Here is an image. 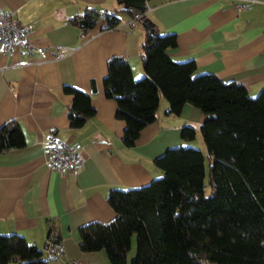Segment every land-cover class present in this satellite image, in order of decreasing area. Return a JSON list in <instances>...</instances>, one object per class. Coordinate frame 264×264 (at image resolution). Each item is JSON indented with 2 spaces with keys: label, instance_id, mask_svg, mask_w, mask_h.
<instances>
[{
  "label": "crops",
  "instance_id": "1",
  "mask_svg": "<svg viewBox=\"0 0 264 264\" xmlns=\"http://www.w3.org/2000/svg\"><path fill=\"white\" fill-rule=\"evenodd\" d=\"M236 3L148 0L147 17L159 35H177L176 45L166 51L170 59H192L195 75L214 73L257 96L264 87V0L240 12ZM89 9L116 12L119 1L0 0L1 12L34 28L23 47L11 54L0 47V127L17 121L26 141L23 148L0 156V235L22 236L47 257V238L55 233L63 253L46 264H111L104 252L80 250L78 230L93 221H113L116 213L107 194L116 188H141L163 176L154 159L169 148L192 146L204 119L203 111L190 104L169 116L168 100L161 96L156 119L141 130L134 147L125 148L126 124L115 118L117 101L105 96L103 79L113 56L129 62L134 79L145 76L143 25L122 14L121 27L103 31L100 19L83 35L80 21ZM38 46L46 50V59L31 50ZM61 47L68 53L54 60ZM92 83L97 88L90 99L96 115L83 128L72 129L73 96L63 87L90 93ZM188 125L194 126L196 137L184 141L181 132ZM52 135L82 152L85 166L78 175L48 170L44 145Z\"/></svg>",
  "mask_w": 264,
  "mask_h": 264
},
{
  "label": "trees",
  "instance_id": "2",
  "mask_svg": "<svg viewBox=\"0 0 264 264\" xmlns=\"http://www.w3.org/2000/svg\"><path fill=\"white\" fill-rule=\"evenodd\" d=\"M118 1L116 12L87 10L80 30L85 35L100 19L103 31L119 28L122 14L143 25L145 76L134 79L129 62L113 56L103 79L105 96L117 101L115 118L126 124L122 144L134 147L141 130L156 119L161 96L168 100L169 116L182 113L187 104L201 109L199 131L210 160L211 196L204 194L203 152L193 146L169 148L154 159L163 176L141 188H116L107 194L115 218L81 226L80 250L104 252L111 264H128L135 233L132 264H264V87L255 96L214 73L195 75L192 59L179 63L166 54L177 35L149 33L156 25L147 17L148 0ZM91 85L90 93L63 87L73 96L72 129L83 128L96 115L90 99L97 88ZM23 131L15 120L1 125L0 156L25 146ZM181 134L184 141L193 140L196 130L188 125ZM47 239L45 249L61 241L58 236ZM44 254L22 236L0 235V264H46Z\"/></svg>",
  "mask_w": 264,
  "mask_h": 264
},
{
  "label": "built area",
  "instance_id": "3",
  "mask_svg": "<svg viewBox=\"0 0 264 264\" xmlns=\"http://www.w3.org/2000/svg\"><path fill=\"white\" fill-rule=\"evenodd\" d=\"M260 0H237L235 7L237 10L243 11L246 9L254 8ZM129 28H133V24H130ZM32 25L20 24L16 17L12 14H5L0 11V47L11 54L15 49L23 47L27 42V36L33 31ZM33 50L35 53H40L42 59H46L48 54L46 50L38 46ZM67 49L61 47L57 50L56 55L53 56L54 60L59 59L63 54H66ZM45 142L44 150L46 152V165H48V170L53 172H58L61 175H66L67 173L78 175L82 166H85L82 152L79 148L70 146L66 143H62L55 136H49ZM56 234L51 232L49 239L54 240ZM47 258L49 260H55L60 254L63 253L61 244L59 242L54 243L47 249Z\"/></svg>",
  "mask_w": 264,
  "mask_h": 264
},
{
  "label": "rangeland",
  "instance_id": "4",
  "mask_svg": "<svg viewBox=\"0 0 264 264\" xmlns=\"http://www.w3.org/2000/svg\"><path fill=\"white\" fill-rule=\"evenodd\" d=\"M192 146L195 147L196 149H199L201 150V152H203L205 158H206V161H205V169L207 170V174L205 176V180L204 182L206 183V186H204V194L207 195V196H211V190L209 188V183H208V174H209V168H208V165H209V159L207 158V148L206 146H204V143L201 139V135L199 134V137L197 138V141L196 142H193L192 143ZM132 238H131V245H130V251L127 253V261H128V264H132V259L135 257L136 255V251H137V239L138 237L136 236L135 233L132 234Z\"/></svg>",
  "mask_w": 264,
  "mask_h": 264
},
{
  "label": "water",
  "instance_id": "5",
  "mask_svg": "<svg viewBox=\"0 0 264 264\" xmlns=\"http://www.w3.org/2000/svg\"><path fill=\"white\" fill-rule=\"evenodd\" d=\"M124 9H126V7H124ZM84 24L83 21H80V25L82 26ZM149 33L153 36L156 37V31L153 28L149 29Z\"/></svg>",
  "mask_w": 264,
  "mask_h": 264
}]
</instances>
